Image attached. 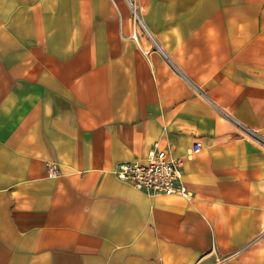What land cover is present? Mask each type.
<instances>
[{"label":"crops","instance_id":"obj_1","mask_svg":"<svg viewBox=\"0 0 264 264\" xmlns=\"http://www.w3.org/2000/svg\"><path fill=\"white\" fill-rule=\"evenodd\" d=\"M132 3L0 0V264H264V0Z\"/></svg>","mask_w":264,"mask_h":264},{"label":"built area","instance_id":"obj_2","mask_svg":"<svg viewBox=\"0 0 264 264\" xmlns=\"http://www.w3.org/2000/svg\"><path fill=\"white\" fill-rule=\"evenodd\" d=\"M126 1L133 15L137 17L132 0ZM227 118L234 124L239 136L256 143H264V138L258 137L256 131L230 115H227ZM199 150V144L194 143L189 154L197 153ZM46 174L50 178L59 175V167L55 161L46 163ZM114 174L119 180L128 182L139 190L165 195L177 194L184 198L191 197V193L182 181L180 159L173 157L166 148H160L158 143H154L145 161L119 163ZM222 261L217 259L213 264H222Z\"/></svg>","mask_w":264,"mask_h":264},{"label":"rangeland","instance_id":"obj_3","mask_svg":"<svg viewBox=\"0 0 264 264\" xmlns=\"http://www.w3.org/2000/svg\"><path fill=\"white\" fill-rule=\"evenodd\" d=\"M116 1H120V2L124 3V1H126V0H116ZM126 2H127V1H126ZM136 14H137V12H136ZM132 16H133V18L136 19V17L133 15V13H132ZM137 16H138V14H137Z\"/></svg>","mask_w":264,"mask_h":264}]
</instances>
